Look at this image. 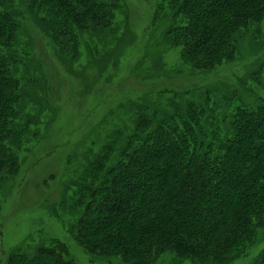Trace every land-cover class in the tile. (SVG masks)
Segmentation results:
<instances>
[{
    "label": "trees",
    "instance_id": "obj_1",
    "mask_svg": "<svg viewBox=\"0 0 264 264\" xmlns=\"http://www.w3.org/2000/svg\"><path fill=\"white\" fill-rule=\"evenodd\" d=\"M167 32L194 70L235 62L244 31L261 33L264 0H163ZM119 0H0V184L17 172L13 150L31 52L21 47L29 13L65 53L79 56L87 33L111 28ZM220 111L213 91L190 89L152 116L143 111L117 133L77 182L71 234L94 256L153 264L170 251L194 264H229L264 228V60ZM24 69L20 75V69ZM191 95V96H190ZM59 242L0 264H73ZM252 264H264V248Z\"/></svg>",
    "mask_w": 264,
    "mask_h": 264
},
{
    "label": "rangeland",
    "instance_id": "obj_2",
    "mask_svg": "<svg viewBox=\"0 0 264 264\" xmlns=\"http://www.w3.org/2000/svg\"><path fill=\"white\" fill-rule=\"evenodd\" d=\"M113 26L87 33L79 56L67 54L25 13L21 47L31 52L16 122L13 150L18 169L0 184V263L20 249L32 254L59 242L73 264H131L117 256H94L71 234L76 187L84 168L113 140L129 133L143 111H171L185 92L213 91L225 112L231 95L255 86L264 60V25L241 33L235 62L218 70H194L167 32L173 12L163 0H119ZM264 94V86L260 87ZM191 96V95H190ZM247 98V96H246ZM264 248V228L246 255L229 264H252ZM153 264H194L173 252Z\"/></svg>",
    "mask_w": 264,
    "mask_h": 264
}]
</instances>
